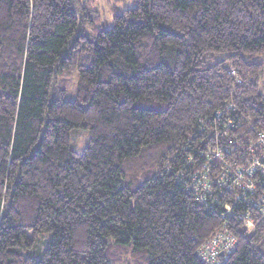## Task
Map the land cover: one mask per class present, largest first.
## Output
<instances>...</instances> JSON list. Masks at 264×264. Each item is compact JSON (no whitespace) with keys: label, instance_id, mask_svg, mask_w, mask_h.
I'll return each mask as SVG.
<instances>
[{"label":"trees","instance_id":"obj_1","mask_svg":"<svg viewBox=\"0 0 264 264\" xmlns=\"http://www.w3.org/2000/svg\"><path fill=\"white\" fill-rule=\"evenodd\" d=\"M111 13L0 0V264H210L226 229L264 264V213L222 217L264 198V0Z\"/></svg>","mask_w":264,"mask_h":264},{"label":"built area","instance_id":"obj_2","mask_svg":"<svg viewBox=\"0 0 264 264\" xmlns=\"http://www.w3.org/2000/svg\"><path fill=\"white\" fill-rule=\"evenodd\" d=\"M258 140L261 144H263L264 136L260 134ZM213 156L218 157L220 155L218 152H215ZM254 183L256 184L258 183V181L248 182V184L245 185L244 190L245 191L252 190V188L254 187ZM232 184L235 185L234 179L230 180V184H226V185L229 186ZM236 201L238 205L239 204L243 205V208L241 209L240 206L238 210L234 211L233 207L228 205L226 207L225 213L222 214V217L223 218L228 217V219L230 220L241 221L243 225H245L248 229H250L251 227H253L254 218L251 215H249L248 211L251 209L253 210V212L254 211H256L257 213L261 212L260 214L264 213V198L259 196L256 199L247 198L244 201H240L237 197ZM225 214H227L228 216H224ZM235 243H236L235 236L229 230L226 229L224 232L218 233L208 242L203 244L201 249L202 259L208 261L210 264H213V262L214 264H217L218 263L217 257L221 256L222 258H225L233 250Z\"/></svg>","mask_w":264,"mask_h":264},{"label":"rangeland","instance_id":"obj_3","mask_svg":"<svg viewBox=\"0 0 264 264\" xmlns=\"http://www.w3.org/2000/svg\"><path fill=\"white\" fill-rule=\"evenodd\" d=\"M84 1H90L92 7L99 10L100 16H102L103 19H106L107 23L105 25L107 27L111 26L112 9L114 8L122 9L124 7L132 5V0H84ZM71 75L73 74H68V76H70L69 80L73 77ZM262 82L264 84V79ZM70 83H74V82L70 80ZM72 85L73 84H69V86ZM65 98L73 99L74 96H71L70 94H66ZM69 138H70L71 147L75 151L81 152L85 147V145H87L88 143L89 134L86 130L73 128L69 132Z\"/></svg>","mask_w":264,"mask_h":264}]
</instances>
